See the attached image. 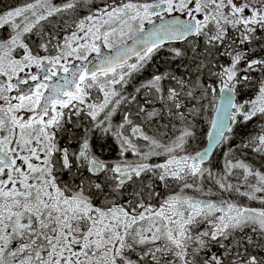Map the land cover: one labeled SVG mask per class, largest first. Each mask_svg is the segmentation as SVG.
Segmentation results:
<instances>
[{"label":"snow or ice","instance_id":"obj_1","mask_svg":"<svg viewBox=\"0 0 264 264\" xmlns=\"http://www.w3.org/2000/svg\"><path fill=\"white\" fill-rule=\"evenodd\" d=\"M0 264H264V0H0Z\"/></svg>","mask_w":264,"mask_h":264}]
</instances>
